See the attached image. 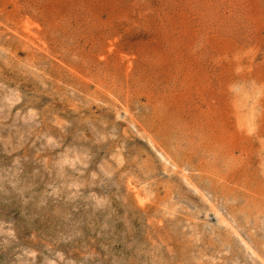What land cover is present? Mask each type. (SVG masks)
<instances>
[{
	"label": "rangeland",
	"instance_id": "1",
	"mask_svg": "<svg viewBox=\"0 0 264 264\" xmlns=\"http://www.w3.org/2000/svg\"><path fill=\"white\" fill-rule=\"evenodd\" d=\"M0 264H264V0H0Z\"/></svg>",
	"mask_w": 264,
	"mask_h": 264
},
{
	"label": "bare ground",
	"instance_id": "2",
	"mask_svg": "<svg viewBox=\"0 0 264 264\" xmlns=\"http://www.w3.org/2000/svg\"><path fill=\"white\" fill-rule=\"evenodd\" d=\"M185 173V172H184ZM222 221V220H221Z\"/></svg>",
	"mask_w": 264,
	"mask_h": 264
}]
</instances>
